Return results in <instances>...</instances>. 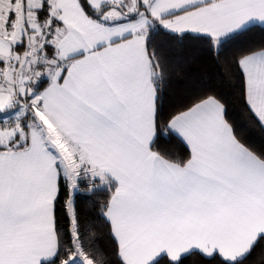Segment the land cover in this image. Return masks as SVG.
Returning a JSON list of instances; mask_svg holds the SVG:
<instances>
[{"label":"snow or ice","instance_id":"snow-or-ice-1","mask_svg":"<svg viewBox=\"0 0 264 264\" xmlns=\"http://www.w3.org/2000/svg\"><path fill=\"white\" fill-rule=\"evenodd\" d=\"M264 0H0V264H253L264 256ZM207 46L229 91L205 84L165 116L187 61ZM175 137V158L160 148ZM102 195L98 222L78 210ZM92 222H89L91 225Z\"/></svg>","mask_w":264,"mask_h":264},{"label":"trees","instance_id":"trees-1","mask_svg":"<svg viewBox=\"0 0 264 264\" xmlns=\"http://www.w3.org/2000/svg\"><path fill=\"white\" fill-rule=\"evenodd\" d=\"M261 45H264V31H254L242 37L225 55L231 56L241 47H259ZM172 48L187 61V64L186 71H178L166 89L163 107L165 116L177 110L193 92L202 90L205 84H211L224 91L230 90L228 81L221 79V73L225 71L223 61L218 64L206 45L196 41H187L182 45L173 44ZM231 110L233 117L243 126L246 138L257 146L264 145V133L248 124L247 116L238 100L233 103ZM160 148L175 158H182L187 154L186 146L175 137L162 138ZM102 200V195L89 196L82 191L78 199V210L85 224L96 233L92 243L93 248L111 256L112 246L105 234V229L98 222V204ZM89 222H92L91 225ZM250 260L253 264H264L261 248L258 247L253 252ZM184 264H208V261L199 256H190L185 259Z\"/></svg>","mask_w":264,"mask_h":264}]
</instances>
